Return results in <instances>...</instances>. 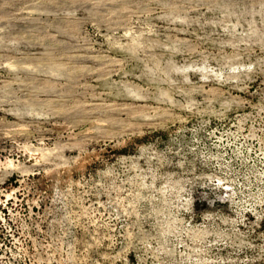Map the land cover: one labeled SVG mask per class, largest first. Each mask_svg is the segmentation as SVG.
<instances>
[{
	"label": "rangeland",
	"instance_id": "374dc122",
	"mask_svg": "<svg viewBox=\"0 0 264 264\" xmlns=\"http://www.w3.org/2000/svg\"><path fill=\"white\" fill-rule=\"evenodd\" d=\"M0 264H264V0H0Z\"/></svg>",
	"mask_w": 264,
	"mask_h": 264
}]
</instances>
